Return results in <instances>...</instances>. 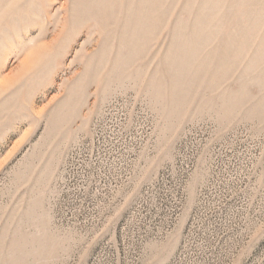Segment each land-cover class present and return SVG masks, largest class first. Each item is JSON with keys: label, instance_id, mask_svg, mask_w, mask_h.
I'll return each instance as SVG.
<instances>
[{"label": "rangeland", "instance_id": "obj_1", "mask_svg": "<svg viewBox=\"0 0 264 264\" xmlns=\"http://www.w3.org/2000/svg\"><path fill=\"white\" fill-rule=\"evenodd\" d=\"M0 264H264V0H0Z\"/></svg>", "mask_w": 264, "mask_h": 264}]
</instances>
